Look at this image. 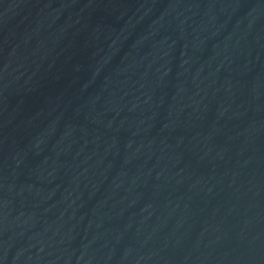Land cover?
<instances>
[{
	"label": "water",
	"instance_id": "water-1",
	"mask_svg": "<svg viewBox=\"0 0 264 264\" xmlns=\"http://www.w3.org/2000/svg\"><path fill=\"white\" fill-rule=\"evenodd\" d=\"M0 264H264V0H0Z\"/></svg>",
	"mask_w": 264,
	"mask_h": 264
}]
</instances>
